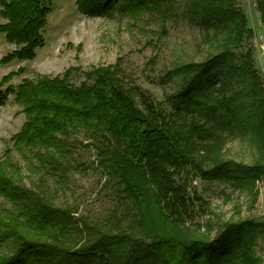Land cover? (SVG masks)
I'll return each instance as SVG.
<instances>
[{"label": "trees", "instance_id": "obj_1", "mask_svg": "<svg viewBox=\"0 0 264 264\" xmlns=\"http://www.w3.org/2000/svg\"><path fill=\"white\" fill-rule=\"evenodd\" d=\"M236 1L185 0L184 15L203 31L206 56L177 68L181 85L169 111L138 87L125 88L118 64L85 72L78 86L70 83L69 68L0 91V106L13 93L25 115L12 137L17 153L25 159V152L36 150V160L58 170L70 151L65 138L82 132L116 201L103 224L76 219L27 188L5 151L0 197L11 210L0 212V250L8 249L0 264H260L254 246L258 239L264 244V222L228 220L211 235L209 227L188 221L193 198L201 200L187 190L195 176L249 194H256L255 183L264 176V87L251 52H234L249 33ZM52 2L0 0V34L15 47L2 64L35 56ZM255 2L264 30V0ZM75 3L89 16L113 8L160 19L179 12L175 0ZM236 131L249 135L255 157L250 165L220 158V147Z\"/></svg>", "mask_w": 264, "mask_h": 264}, {"label": "rangeland", "instance_id": "obj_2", "mask_svg": "<svg viewBox=\"0 0 264 264\" xmlns=\"http://www.w3.org/2000/svg\"><path fill=\"white\" fill-rule=\"evenodd\" d=\"M175 1L179 6L177 16L160 19L152 12L120 14L114 8L104 16H89L78 10L75 0H53L42 31L44 44L36 49L35 56L26 61L0 62V91L6 92L24 79L59 76L69 68L73 69L69 81L78 86L85 80V72L118 64L125 88L138 87L169 111L171 97L181 85L177 68L206 56L203 31L184 15L185 0ZM235 6L244 11L249 33L234 52H251L264 87V30L256 2L237 0ZM4 21L0 16V24ZM14 48L0 34V60ZM9 74L12 76L4 80ZM14 98L8 93L0 106V158L10 150V160L21 168L24 185L43 195L55 208L67 210L90 225L108 221L116 203L112 183L97 165L96 151L87 137L76 132L65 138L70 151L58 170L50 169L44 160H36V150L25 152L24 159L12 141L25 122L23 108ZM219 151L220 158L236 164L250 165L255 159L249 135L238 131ZM255 188L256 194H249L223 183L209 185L195 176L187 190L190 197L196 193L201 200L193 198L188 221L199 224L202 230L209 227L211 235L228 220L264 222V176L256 181ZM10 210V203L0 197V212L7 214ZM72 238L78 240L79 236L72 234ZM7 250H0V254ZM254 251L264 264L262 240L256 241Z\"/></svg>", "mask_w": 264, "mask_h": 264}]
</instances>
